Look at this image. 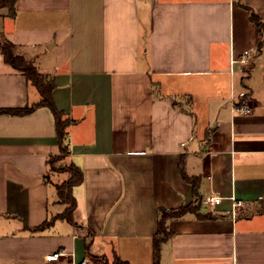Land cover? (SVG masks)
<instances>
[{
	"label": "crops",
	"instance_id": "0c3cea01",
	"mask_svg": "<svg viewBox=\"0 0 264 264\" xmlns=\"http://www.w3.org/2000/svg\"><path fill=\"white\" fill-rule=\"evenodd\" d=\"M0 34L72 120L68 163L76 226L58 219L59 154L46 107L0 115V264H72L117 255L153 264L160 208L221 197L198 218L170 219L160 264H264V0H16ZM245 60V62H242ZM40 96L0 55V108ZM249 104L241 114L233 108ZM232 199L245 203L234 215ZM28 228V229H27ZM65 249L70 255L47 256Z\"/></svg>",
	"mask_w": 264,
	"mask_h": 264
},
{
	"label": "trees",
	"instance_id": "16d2710c",
	"mask_svg": "<svg viewBox=\"0 0 264 264\" xmlns=\"http://www.w3.org/2000/svg\"><path fill=\"white\" fill-rule=\"evenodd\" d=\"M15 4L16 0H0V9L7 8L9 16H15ZM250 19L258 26L260 33L264 32V24L260 21L259 17L250 12ZM18 48L12 44L0 34V55H2L4 61L10 65L14 70L22 73L26 79L36 88L39 93L40 100L27 108L9 109L0 108V115L9 114L24 116L32 113L36 108L46 107L48 108L54 118L56 137L59 146V154L52 156L48 159V165L50 169L55 172L67 173L68 177L61 184L56 186V192L58 201L64 205V210L53 216L51 219L46 220L38 227L32 228V231H40L50 226L54 221L61 219L76 226L73 214L76 211V200L73 196V188L80 185L83 182L84 175L81 168L74 163H69L62 169L61 166H55L56 163H62L69 154V133L68 129L72 124V120L68 118L64 112L60 111L52 96V91L55 86L53 77L40 74L37 71L35 65L27 60L24 56L17 52ZM61 165V164H60ZM182 178L190 183L193 188L196 201L187 206H181L177 209H164L160 208L158 211L157 227L153 235V264H160L162 245L167 242L172 236L173 232L168 227V221L174 218H180L187 213H194L198 218L210 219L213 218L212 212L201 214L202 199L198 193L200 180L195 177H190L184 173L183 165L181 167ZM28 229V228H27ZM96 264H109L107 261H101ZM112 264H129L126 261L121 260L117 255H114Z\"/></svg>",
	"mask_w": 264,
	"mask_h": 264
},
{
	"label": "built area",
	"instance_id": "2783aa9c",
	"mask_svg": "<svg viewBox=\"0 0 264 264\" xmlns=\"http://www.w3.org/2000/svg\"><path fill=\"white\" fill-rule=\"evenodd\" d=\"M242 62H245V60H242ZM235 111L241 113V114H248L252 111V106L249 104H243V105H236L233 108ZM222 201L221 197L217 196H206L202 199V203L210 210L213 211L214 207L219 204ZM232 209L234 215L238 210L244 207L245 203L242 201H237L236 199H232ZM71 253H67L65 249L60 250L56 253H54L51 256H47L46 260H53L57 259L60 256L63 255H70ZM72 264H91L88 260H82L81 262H72Z\"/></svg>",
	"mask_w": 264,
	"mask_h": 264
},
{
	"label": "rangeland",
	"instance_id": "374dc122",
	"mask_svg": "<svg viewBox=\"0 0 264 264\" xmlns=\"http://www.w3.org/2000/svg\"><path fill=\"white\" fill-rule=\"evenodd\" d=\"M61 164V165H60ZM56 163L55 164V166L57 167V166H61L59 169H62L64 166H67L69 163L66 161V160H64L62 163ZM58 173H62V172H59L58 171ZM68 175V174H67ZM101 261H107L109 264H112V262H113V258H111V259H105V258H94L93 259V262L94 263H98V262H101Z\"/></svg>",
	"mask_w": 264,
	"mask_h": 264
}]
</instances>
